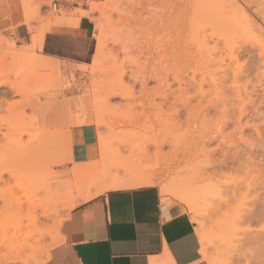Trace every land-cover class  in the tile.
Masks as SVG:
<instances>
[{
	"label": "rangeland",
	"instance_id": "1",
	"mask_svg": "<svg viewBox=\"0 0 264 264\" xmlns=\"http://www.w3.org/2000/svg\"><path fill=\"white\" fill-rule=\"evenodd\" d=\"M30 1H25V8L33 10L29 19L43 20L48 25L41 31L45 34L55 12L53 0H38L34 5ZM131 1L135 7L131 14L118 12L128 8L130 0L89 3L87 16L95 25L96 54L93 60L80 57L79 64L46 58L32 45L18 46L0 32V76L22 88L17 93L0 87V175L4 179L0 181V264L16 256L19 260H13L24 264L25 260L45 263L58 242V224L70 211L67 204L79 193L66 187L70 177L63 174L73 163L68 159L73 146L59 147L61 164L56 165L45 158L39 163L23 161L8 149L17 133L27 132L25 139L31 135L36 148L43 143L42 154L47 156L50 130L43 126L59 107L69 124L58 130L72 133V124L88 122L84 126L96 131L98 159L101 147L108 145L103 149L113 154V174L154 175L162 190L168 188L166 197L191 215L201 244V234H211L209 257L202 254L206 264H264V56L262 61L258 51L252 52L256 59L237 51L247 41L264 46V34L248 29L236 33L214 20L212 13L223 0H174L177 5L173 0ZM227 1L222 7L224 3L246 6L242 0ZM246 1L251 14L259 8L264 16V0ZM95 3L103 9H92ZM45 7L49 11L44 16ZM161 15L167 23H162ZM237 65L244 68L238 72L240 77L236 73L239 78L234 72ZM236 78L239 83L234 82ZM99 134L105 137L104 143ZM182 180L187 186L200 185H194L198 195L193 201L199 217L173 195L172 190L184 188L177 184ZM47 184L52 185L49 199L55 209L40 217L38 227L45 235L39 244L34 238L26 242L30 228L18 206L26 210L25 197H44ZM241 190L247 192L244 198ZM211 193L217 197L210 199Z\"/></svg>",
	"mask_w": 264,
	"mask_h": 264
},
{
	"label": "crops",
	"instance_id": "2",
	"mask_svg": "<svg viewBox=\"0 0 264 264\" xmlns=\"http://www.w3.org/2000/svg\"><path fill=\"white\" fill-rule=\"evenodd\" d=\"M25 1L0 0V32L17 41L18 46L32 45L46 58L69 64H79L78 59L93 60L97 47L95 25L83 13L89 10L92 0H53L50 30H45L43 40L37 44L34 36L48 25L43 20L27 22L33 10L25 8ZM37 1H30L31 5ZM48 11L45 7L43 15ZM52 112L49 118L64 119L61 107ZM49 118L43 129L55 130L69 124L67 119L58 123ZM84 125H71L74 162L63 170L64 176L70 177L65 182L69 188H75L77 164L88 168L101 159L95 128ZM166 196L153 183L111 188L80 201L61 223L59 240L44 264H206L191 215Z\"/></svg>",
	"mask_w": 264,
	"mask_h": 264
},
{
	"label": "bare ground",
	"instance_id": "3",
	"mask_svg": "<svg viewBox=\"0 0 264 264\" xmlns=\"http://www.w3.org/2000/svg\"><path fill=\"white\" fill-rule=\"evenodd\" d=\"M184 1V0H183ZM223 1H225V0H223ZM223 1H222V5H223ZM231 0H229V1H227V2H230ZM236 1V0H235ZM244 3H245V5L246 6H244L243 4L242 5H240L239 3H232V4H229V5H227V6H225V3H224V8L222 7V5L221 4H219V6H220V8H218L219 10H218V12L216 11V9H214L215 10V12H213L212 14H214V15H216V16H212L211 14V16L213 17V19L214 20H217V21H219L220 20V22H221V24L223 25V27L224 28H226L227 30H230V31H232V30H236V33H238L239 31H241V33H242V30H243V33H246L247 32V30L245 31L244 29H248V32H258V33H260V35H263L264 34V16H262L261 15V13H260V11H259V8L258 7H260V6H258L257 5V8H255V9H257L258 11H253L252 12V14L249 12L250 11V7H249V5H250V3H248L246 0H242ZM132 1L130 0V4H129V6H128V8H120L119 10H118V12H123V13H125V14H128V13H130L131 14V12H133L135 9V7H134V5L131 3ZM176 1H174L173 0V2L172 3H174V5H177L176 3H175ZM180 2V1H179ZM215 2V1H214ZM251 2H253V1H251ZM184 3V2H183ZM216 3V2H215ZM180 4V3H179ZM185 4V3H184ZM187 4V3H186ZM185 4V5H186ZM217 4V3H216ZM215 4V5H216ZM227 4V3H226ZM133 5V6H132ZM172 5V4H171ZM211 5H213V3H211ZM210 5V6H211ZM182 6V5H181ZM180 6V7H181ZM174 7V6H173ZM179 7V6H178ZM187 7V6H186ZM222 7V8H221ZM184 8V7H183ZM261 8V7H260ZM92 9H98V10H102L103 8H102V6L100 5V4H94V8H92ZM172 8L170 7V9L169 10H167V13H170L169 11L171 10ZM174 9L176 10V8L174 7ZM173 9V10H174ZM210 9H212L213 10V8H212V6H211V8ZM210 9H209V11H210ZM249 9V10H248ZM180 10V9H179ZM178 10V11H179ZM184 10V9H183ZM207 10V9H206ZM262 11V10H261ZM88 12V11H87ZM87 12H83L84 14H86L87 15ZM180 12V11H179ZM178 12V13H179ZM184 12V11H183ZM182 12V13H183ZM217 12V13H216ZM240 12V16H238V13ZM90 13V12H89ZM122 13V14H123ZM263 15H264V11H263V13H262ZM119 15H121V14H119ZM124 15V14H123ZM122 15V16H123ZM162 17H163V15H161V21H162V23L164 24V23H167V21L168 20H165V19H162ZM216 17V18H215ZM128 20V19H127ZM150 20H152V19H150ZM211 20H212V18H211ZM30 21V19L28 18V20H27V22H29ZM121 23V22H120ZM118 25V24H117ZM121 25V24H120ZM119 25V26H120ZM219 28H220V26H219ZM221 29V28H220ZM226 29H225V31H226ZM237 30H239L238 32H237ZM250 30V31H249ZM225 31H224V33H225ZM228 32V31H227ZM235 32V31H234ZM223 33V34H224ZM233 33V32H232ZM240 33V32H239ZM242 33V34H243ZM229 34V33H228ZM2 35V34H1ZM43 35H44V33H38L37 35H35L34 36V41H35V44H37V43H39L40 41H42V38H43ZM248 43H246V44H242L240 47H239V49L237 50V51H239V53H246V54H248V57H249V55H251L252 54V52H253V50L254 51H258V53H259V55H262V56H260L259 58H262L263 56H264V46H263V44L261 45V44H258V43H253V42H251V43H249V41H247ZM237 49V48H236ZM232 51V50H231ZM231 56H232V58H235V60L234 61H238V59L239 58H236V56L235 57H233L234 55H236L234 52L232 53L231 52ZM245 55V54H244ZM252 56L255 58V55L254 54H252ZM237 57H239V56H237ZM251 57V56H250ZM264 58V57H263ZM263 58L261 59L262 61H263ZM256 59V58H255ZM233 60V59H232ZM252 60V59H251ZM238 63V62H237ZM240 65V64H239ZM239 65H237V66H239ZM240 67L241 66H239V67H236L237 68V71H234L235 72V75H236V73H237V75L239 74V77H240V73H238V72H241L242 70L241 69H243L244 70V68H241L240 69ZM238 68H239V70H238ZM260 69H261V67H260ZM233 70V69H232ZM225 72V71H224ZM194 73V72H193ZM245 72H242V74H244ZM233 75H234V73H232ZM242 74H241V76H242ZM228 74H226V76H227ZM232 75V76H233ZM236 75V77H238ZM261 75H264L263 73H261ZM193 76H194V74H193ZM213 76V75H212ZM225 76V75H224ZM192 77V76H191ZM233 77H235V76H233ZM232 77V78H233ZM238 77V78H239ZM216 77L214 76V78L213 79H215ZM226 78H228V77H226ZM238 78H236L235 80H234V82H236V81H238L237 79ZM259 79H260V77H258ZM261 78H263V77H261ZM13 79V78H12ZM212 79V80H213ZM234 79V78H233ZM216 80V79H215ZM261 80V79H260ZM264 80V79H263ZM191 82H192V80H191ZM215 81H213V83H214ZM233 82V83H234ZM199 83V82H198ZM198 83H196V84H198ZM202 83H203V81H202ZM238 83H239V81H238ZM238 83H236V85L238 84ZM193 84V83H192ZM195 84V85H196ZM199 84H201V82L199 83ZM209 84H211V83H209ZM214 85H216L215 83H214ZM261 85H263V84H261ZM72 86V85H71ZM199 86V85H198ZM260 86V85H259ZM258 86V87H259ZM0 87H7L9 90H13V91H15V92H20V91H22V88H20L17 84H15V83H12V82H10V80L8 81V80H6V79H3L1 76H0ZM67 88V87H66ZM73 88V87H72ZM71 88V89H72ZM200 88H202V86H200ZM75 90V89H74ZM70 91V90H69ZM72 91V90H71ZM204 92V91H203ZM74 93V92H73ZM205 93L206 92H204L203 94L205 95ZM1 94V93H0ZM2 94L4 95H6V93H3V91H2ZM16 94V93H15ZM12 95V94H11ZM14 95V94H13ZM12 95V96H13ZM3 98V97H2ZM2 100V99H1ZM8 104V103H7ZM53 113V112H52ZM54 115V114H53ZM50 120H52V121H56V122H58V123H61V122H63L64 121V119H61V117H56V118H49ZM100 122V124H102L103 122L102 121H99ZM39 123V122H38ZM106 124V123H105ZM5 125V124H4ZM103 125V124H102ZM2 126V125H1ZM1 126H0V136L1 135H3V132H2V130H1ZM8 127V126H7ZM3 129V128H2ZM15 130V129H14ZM102 132H100V134H101ZM42 134H44V133H42ZM99 134V135H100ZM25 135H28V133L27 132H19V133H17V135L14 137V140H13V144H12V147H10V148H8L10 151L12 150L13 152H14V154L16 155V156H18L20 159H22L23 161H29V162H32V163H39L40 161H41V159L42 158H45V159H48V160H50L49 162L51 163V162H53L55 165L56 164H59V163H61L60 161V159H59V154L57 153V150L59 149V147H62V145H63V147L64 146H68V148L70 149L71 148V146H73V135H72V133L71 132H65L64 130H58V129H55V130H50L46 135H47V145H48V149L50 150V153L47 155V156H45L44 154H42V152H43V143H40V145H41V147H38V148H36L35 147V145H37V144H35V141H34V139L33 138H31L32 136L31 135H29L30 137L29 138H26L25 139ZM44 135H42L41 137H43ZM99 137H101L100 139H101V142H102V139L104 138L105 139V137L104 136H102V135H100ZM107 140V139H106ZM101 142H100V144H101ZM102 143H104V141L102 142ZM108 146V145H107ZM107 146L105 147H101V159H100V161L99 162H95V163H93V165L92 166H90V167H86L85 165H79V164H77L76 165V170H75V177H74V179H75V181H74V184H75V188H76V190L79 192L78 193V195L77 196H74L69 202H68V204H67V207L69 208V209H71L73 206H75L77 203H79L80 202V200H84V199H87V198H90V197H93L94 195H97V194H99V193H102V192H104V191H106V190H108V189H111V188H117V187H133V186H139V185H145V184H153V183H155L156 181H155V176L154 175H143V174H139V173H134V172H131V173H129V174H127V176H118V175H116V174H113L112 173V171L114 170L113 169V167L111 166V158H110V155L112 154H109L108 155V151H105L103 148H107ZM32 147V148H31ZM73 148V147H72ZM64 149H65V147H64ZM68 149V150H69ZM61 149H59V151H60ZM66 150V149H65ZM62 151V150H61ZM68 152V151H67ZM70 152V151H69ZM111 152V151H110ZM117 153V152H116ZM67 155V154H66ZM113 155V154H112ZM117 156V155H116ZM119 156V155H118ZM13 157V156H12ZM111 157H113V156H111ZM113 158H115V155H114V157ZM112 158V159H113ZM19 159V160H20ZM66 159H67V156H66ZM70 161H73L74 162V157H73V153L71 152L70 153V155H69V158H68ZM116 159V158H115ZM114 159V160H115ZM18 160V161H19ZM117 161V160H116ZM119 161H122V160H120L119 159ZM24 163V162H23ZM111 163V164H110ZM114 163V162H113ZM118 163V162H117ZM121 164H122V162H121ZM114 166H115V164H114ZM119 166V165H118ZM111 167H112V170H111ZM120 167V166H119ZM115 169H120V168H115ZM7 172H9V173H12L13 175H14V173L12 172V171H9V170H7ZM114 172V171H113ZM119 172V171H118ZM14 178V177H13ZM194 178V177H193ZM193 178H191V179H193ZM190 179V180H191ZM3 180V182H4V179H3V177H2V174L0 175V181H2ZM189 180V181H190ZM6 181V180H5ZM194 181H196V180H194ZM192 182L193 184L195 183V182ZM179 183V186H180V184L182 185L183 184V180H182V183H180V181H178L177 182V184ZM189 183V182H188ZM191 183V182H190ZM191 183V184H192ZM197 183H198V181H197ZM250 183V182H249ZM248 183V184H249ZM196 184V183H195ZM194 184V185H195ZM200 184H201V182H200ZM247 184V185H248ZM251 184V183H250ZM249 184V185H250ZM183 185H185L184 186V188L183 189H180V188H176V189H174V191L172 190V192H174V193H176V194H174L173 193V195H175V197L177 196L178 198H176V199H180L181 201H184L187 205H189V207H190V209H191V212H194L195 213V215L196 214H198V211H197V209H196V206H194V203H196L197 201H195L194 200V197H196L197 195H196V193H197V191L195 190V186H197V188H198V186H200V185H198V184H196L195 186L194 185H192V186H187V184L184 182V184ZM190 185V184H189ZM248 185V186H249ZM175 186H177V185H175ZM238 186V185H237ZM246 186V185H245ZM46 188V195H44V197H41V198H39L37 195H33V196H28V197H25V198H27V199H25L26 201H23L27 206H26V210H24V208H23V205H21V204H19V206H18V211H19V215L21 216H23L24 217V219L25 220H27V222H28V224L26 225V227H28V228H30V229H28L29 230V232H27V235H26V242H27V240L28 239H31V238H34L35 240H36V242L39 244V241L44 237V235H45V232H43L41 229H39V227H38V223L40 222V217H41V215L42 216H44V217H47V216H49L50 214H51V212H52V210L53 209H55V206H56V204H54L52 201H50V199H49V197H51L52 195H51V192L53 191L52 190V185H48L47 184V186L45 187ZM173 188H175L174 186H172L171 188H169V189H173ZM182 188V187H181ZM196 188V189H197ZM249 188V190H247ZM246 190H247V192L249 191V193H250V189H252V188H250V187H248ZM168 188H164L162 191H163V194L166 196V195H168V193H169V191L167 190ZM199 190V189H198ZM196 191V192H195ZM195 192V193H194ZM198 192H200L199 194H201V191H198ZM247 192H245V190H241L240 191V195H244L245 193H247ZM194 193V194H193ZM204 193V192H203ZM202 193V194H203ZM248 193V194H249ZM212 194V193H211ZM218 194V193H217ZM223 194V193H222ZM247 194V195H248ZM253 194V193H252ZM214 195H215V197H217V195L216 194H212L209 198L211 199V197H214ZM218 195H220V194H218ZM243 195H242V198H244L243 197ZM250 195V194H249ZM248 195V196H249ZM203 196H205L204 194H203ZM248 196H246V197H248ZM251 196V195H250ZM249 196V197H250ZM202 197V196H201ZM200 198V197H199ZM205 198V200H206V197H204ZM209 198H207V200H208V202H211V200H209ZM221 198V197H220ZM203 199V198H202ZM206 200V201H207ZM244 200V199H243ZM193 201H195L194 203H193ZM242 204V203H241ZM240 204V205H241ZM245 204V203H244ZM252 204V203H251ZM197 205V204H196ZM246 205H249L248 204V202L246 203ZM244 207V206H243ZM248 207H250V205L248 206ZM243 209V208H242ZM244 209H245V207H244ZM246 211H247V209H245ZM241 211V210H240ZM244 212V211H243ZM242 212V213H243ZM193 213V214H194ZM194 216V215H193ZM196 216H198V215H196ZM242 217H240V218H244L243 216L244 215H241ZM199 217V216H198ZM22 220V219H21ZM63 220H64V218L62 219V220H60V222H59V224H58V238H57V241L59 240V237H60V234H59V228H60V225H61V223L63 222ZM239 220V219H238ZM249 220H251V219H249ZM246 221V220H245ZM252 221V220H251ZM26 222V221H25ZM198 222V221H197ZM242 222H243V219H242ZM246 222H248V221H246ZM199 223H201V222H199ZM238 223H239V221H238ZM237 223V224H238ZM244 223V222H243ZM23 223H21L20 225H19V230L21 231V229H22V227L24 226H21ZM202 224V223H201ZM241 224V223H240ZM245 224V223H244ZM245 225H247V224H245ZM251 225V224H250ZM248 226H249V224H248ZM15 227V226H14ZM18 227V226H17ZM241 227V226H240ZM239 227V228H240ZM246 227V226H245ZM250 227V226H249ZM249 227H247L248 229V231L250 230L249 229ZM264 228V227H263ZM17 229V228H16ZM200 229V228H199ZM202 229V228H201ZM243 229V231H244V228H242L241 227V230ZM18 230V229H17ZM19 231V232H20ZM26 231V230H25ZM204 231V230H203ZM238 231V230H237ZM17 232L18 231H16V234H17ZM18 232V233H19ZM205 232V231H204ZM242 232V231H241ZM241 232H239V234H241ZM15 233V232H14ZM237 233V232H236ZM245 233V232H244ZM246 233H247V231H246ZM24 234V233H23ZM200 234V233H199ZM38 236H40V238H38ZM211 236V234H206V233H202L201 234V238H202V245H203V248H202V254L205 256V257H209V255H208V248L212 245V243H211V238H212V236ZM243 236V235H242ZM22 237H24V236H22ZM211 240V241H210ZM30 243V242H29ZM23 244V243H22ZM37 244V245H38ZM209 244H211L209 247H208V245ZM210 249H212L211 247H210ZM217 255V254H216ZM215 255V256H216ZM223 255V254H222ZM214 256V255H213ZM213 258V257H212ZM9 259V260H8ZM19 260V256H16V257H14V258H7V260L8 261H12V260ZM226 259V258H225ZM13 260V261H14ZM217 260H218V258H217ZM216 260V261H217ZM210 261V260H209ZM212 261H215V259L214 260H212ZM211 262V261H210ZM25 263L26 264H31L30 263V261L29 260H25ZM44 262H42V263H40V264H43ZM211 264H212V262H211ZM213 264H216L215 262L213 263ZM222 264H224V262L222 263Z\"/></svg>",
	"mask_w": 264,
	"mask_h": 264
}]
</instances>
